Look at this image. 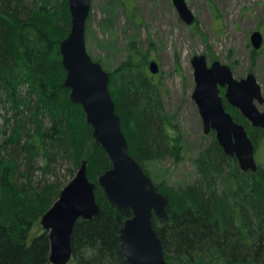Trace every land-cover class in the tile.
<instances>
[{"label":"trees","instance_id":"16d2710c","mask_svg":"<svg viewBox=\"0 0 264 264\" xmlns=\"http://www.w3.org/2000/svg\"><path fill=\"white\" fill-rule=\"evenodd\" d=\"M70 25L68 0H0V264H51L48 231L31 236V229L64 184L50 180L58 178L56 169L66 161L79 167L83 160L88 179L96 183L99 210L75 221L71 259L128 264L117 235L131 211L109 202L98 185L110 161L92 137L81 105L62 87L59 43ZM115 71L109 73V91L129 153L142 168L144 159H177L181 144L168 132L155 76L130 57ZM223 105L247 132L261 130L247 126L225 99ZM195 164L199 176L191 184L155 183L167 196L168 220L160 225L153 218L167 263L218 258L225 264H264V167L241 170L216 139ZM69 173L73 176V169Z\"/></svg>","mask_w":264,"mask_h":264},{"label":"water","instance_id":"95a60500","mask_svg":"<svg viewBox=\"0 0 264 264\" xmlns=\"http://www.w3.org/2000/svg\"><path fill=\"white\" fill-rule=\"evenodd\" d=\"M180 17L187 23L194 14L185 0H172ZM91 0H68L70 30L59 43L65 69L62 87L68 99L80 104L92 137L105 151L110 167L97 178L109 202L131 215L118 227L120 248L128 264H168L162 242L153 226V218L168 220L166 193L156 188L152 178L129 153L128 142L121 128L120 117L109 91V72L86 50L85 23ZM262 33L250 34L253 48L261 46ZM195 87L192 98L203 122L204 133L215 132L223 152L235 156L239 168L254 172L258 164L254 144L243 123L237 122L223 105V99L254 127L264 129V111L258 104L264 97L255 75L248 72L235 78L231 67L205 54L191 58ZM148 69L156 73V61ZM224 88L223 95L220 93ZM87 161L83 160L74 176L61 188L58 197L41 215L40 223L48 231L51 264H66L72 257L71 233L78 218L89 219L99 210L95 196L96 183L88 179Z\"/></svg>","mask_w":264,"mask_h":264},{"label":"rangeland","instance_id":"374dc122","mask_svg":"<svg viewBox=\"0 0 264 264\" xmlns=\"http://www.w3.org/2000/svg\"><path fill=\"white\" fill-rule=\"evenodd\" d=\"M185 1L194 14L191 24L180 17L172 0H91L85 23L86 50L109 73H114L129 57L147 69L150 61H156L157 72L148 71L157 80L159 98L168 116V132L181 144V150L177 159L164 155L144 159L142 165L156 184L173 188L198 178L195 159L216 139L214 131L204 133L192 98V56L202 53L208 62L217 59L228 64L235 78L252 72L264 97V0ZM254 30L263 36L257 49L250 41ZM258 106L264 111V101ZM248 134L254 143L256 162L264 167V130ZM38 160L41 163L40 157ZM77 168L66 161L56 169L58 178L50 180L64 186ZM72 169L73 176L69 173ZM35 176H39L38 172ZM42 229L39 218L31 236ZM168 254L174 255L172 247H168ZM66 264L75 262L70 259ZM205 264L225 263L212 258Z\"/></svg>","mask_w":264,"mask_h":264},{"label":"flooded vegetation","instance_id":"af4514ba","mask_svg":"<svg viewBox=\"0 0 264 264\" xmlns=\"http://www.w3.org/2000/svg\"><path fill=\"white\" fill-rule=\"evenodd\" d=\"M258 129H261V128H258ZM261 130H263V129H261ZM210 132H213V130H210ZM214 134H215V132H214Z\"/></svg>","mask_w":264,"mask_h":264},{"label":"bare ground","instance_id":"6f19581e","mask_svg":"<svg viewBox=\"0 0 264 264\" xmlns=\"http://www.w3.org/2000/svg\"><path fill=\"white\" fill-rule=\"evenodd\" d=\"M130 43V42H129ZM107 71V70H106Z\"/></svg>","mask_w":264,"mask_h":264}]
</instances>
